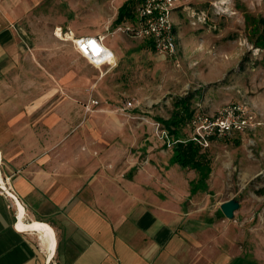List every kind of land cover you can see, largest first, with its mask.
<instances>
[{
    "label": "rangeland",
    "instance_id": "374dc122",
    "mask_svg": "<svg viewBox=\"0 0 264 264\" xmlns=\"http://www.w3.org/2000/svg\"><path fill=\"white\" fill-rule=\"evenodd\" d=\"M26 1L22 27L36 53L32 61L40 65L34 76L41 90L35 94L48 95L56 86L57 96L77 97L74 107L81 110L72 111L55 136L58 156L82 158L84 150L97 152L96 158L104 151L110 162H151L155 175L169 179V192L175 190L171 186L179 192L184 187L182 216L204 224L196 238L214 242L218 252L231 256L230 264H264V125L213 138L203 147L213 160L209 186L188 196V181L198 174L177 165L166 169L173 137L159 121L181 111L183 97H191L194 114L213 117L228 104L246 103L264 121V0H180L175 13L179 51L173 57L136 37L128 30L130 21L115 25L128 0ZM58 26L78 36L105 37L117 65L94 66L55 35ZM70 82L78 88L68 92ZM94 99L99 104L88 112ZM182 132L183 139L193 136L189 121ZM231 199L240 203L234 218L221 209Z\"/></svg>",
    "mask_w": 264,
    "mask_h": 264
},
{
    "label": "crops",
    "instance_id": "0c3cea01",
    "mask_svg": "<svg viewBox=\"0 0 264 264\" xmlns=\"http://www.w3.org/2000/svg\"><path fill=\"white\" fill-rule=\"evenodd\" d=\"M28 5L0 0V264H230L214 242L196 238L204 224L182 216L184 187L169 192V179L155 175L151 162H110L104 151L96 158L84 150L82 158L58 156L54 138L81 110L77 97L57 96L56 86L35 94L40 65L22 27ZM171 157L166 169L185 171ZM193 180L188 196L196 194ZM21 216L53 227L51 261L41 234L18 227Z\"/></svg>",
    "mask_w": 264,
    "mask_h": 264
},
{
    "label": "built area",
    "instance_id": "2783aa9c",
    "mask_svg": "<svg viewBox=\"0 0 264 264\" xmlns=\"http://www.w3.org/2000/svg\"><path fill=\"white\" fill-rule=\"evenodd\" d=\"M180 7V0H143L137 9L139 21L128 30L136 36L151 39L159 54L173 57L179 51L175 13ZM55 35L61 40L71 42L83 57L98 68L117 65L115 53L105 45V37L101 35L78 36L72 29L61 26L56 28ZM98 104V100H91L87 111H94V106ZM129 105L132 106L133 102L130 101ZM190 123L194 130L190 139L202 147L210 146L213 138L247 133L264 125L260 114L246 103L228 104L213 117L196 113ZM168 141V145L172 146L182 140L172 138ZM8 193L13 196L11 192Z\"/></svg>",
    "mask_w": 264,
    "mask_h": 264
},
{
    "label": "trees",
    "instance_id": "16d2710c",
    "mask_svg": "<svg viewBox=\"0 0 264 264\" xmlns=\"http://www.w3.org/2000/svg\"><path fill=\"white\" fill-rule=\"evenodd\" d=\"M134 0L126 1L120 8L115 25H120L125 21H130L133 26H136L138 19V6L143 0L136 4H132ZM154 47L153 41L149 38H144ZM181 111L176 112L169 120L160 118L159 121L163 123L170 135L175 139H181L173 146V154L171 157L172 164H179L185 170H194L198 177L191 183V192L197 193L199 191H206L208 189V180L213 171V160L209 153L203 150V147L190 138L183 139L182 128L189 121L191 122L194 115V110L191 108V97H183L180 99Z\"/></svg>",
    "mask_w": 264,
    "mask_h": 264
},
{
    "label": "bare ground",
    "instance_id": "6f19581e",
    "mask_svg": "<svg viewBox=\"0 0 264 264\" xmlns=\"http://www.w3.org/2000/svg\"><path fill=\"white\" fill-rule=\"evenodd\" d=\"M0 183L5 185V183L3 182V180L0 177ZM21 210L23 212V206L21 205ZM18 227L20 229H35L37 230L40 234H41V238L42 241H44L47 245V248L49 249V258L50 261L53 259L55 252H56V248H57V238H56V234L55 231L53 229V227L51 225H49L48 223L45 222H41V221H34L33 223H25L22 219H21L18 223Z\"/></svg>",
    "mask_w": 264,
    "mask_h": 264
},
{
    "label": "water",
    "instance_id": "95a60500",
    "mask_svg": "<svg viewBox=\"0 0 264 264\" xmlns=\"http://www.w3.org/2000/svg\"><path fill=\"white\" fill-rule=\"evenodd\" d=\"M240 208V203L234 199L224 202L221 206L222 212L228 218H234L236 211Z\"/></svg>",
    "mask_w": 264,
    "mask_h": 264
}]
</instances>
